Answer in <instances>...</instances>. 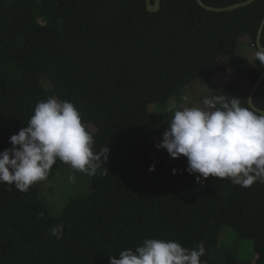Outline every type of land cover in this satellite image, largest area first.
<instances>
[{
	"label": "trees",
	"instance_id": "trees-1",
	"mask_svg": "<svg viewBox=\"0 0 264 264\" xmlns=\"http://www.w3.org/2000/svg\"><path fill=\"white\" fill-rule=\"evenodd\" d=\"M146 1L0 0V152L49 96L76 106L95 153L109 147L91 176L92 193L72 199L60 216L35 186L20 193L0 183V264H110V255L119 259L145 238L189 249L203 242L202 261L220 264L211 254L223 227L252 240L255 264H264V183L243 188L211 176L198 183L186 157L156 147L170 117L148 110L224 72L222 59L237 53L242 38L256 50L264 0L222 13L196 0H161L151 13ZM201 1L226 8L248 0ZM263 73L254 59L246 85L212 95L249 101ZM253 103L264 111V81ZM57 224L64 225L60 239L50 234ZM223 264L240 262L227 255Z\"/></svg>",
	"mask_w": 264,
	"mask_h": 264
},
{
	"label": "clouds",
	"instance_id": "clouds-1",
	"mask_svg": "<svg viewBox=\"0 0 264 264\" xmlns=\"http://www.w3.org/2000/svg\"><path fill=\"white\" fill-rule=\"evenodd\" d=\"M254 57L264 65L260 44ZM183 101L187 104L189 96H183ZM165 112L170 114L168 128L156 147L166 149L172 158L186 157L187 171L199 174L198 183L210 176L230 179L243 188L264 183V112L250 101L223 93L205 96L200 106L169 105ZM10 143L11 148L0 152V183L14 185L20 193L46 181L57 160L94 176L109 154V147L101 153L93 151V135L82 123L79 110L54 96L37 102L26 127L12 135ZM149 171H155V164ZM69 180L75 182V176ZM63 233V224L50 229L57 239ZM205 254L203 242L189 249L176 240L145 238L134 250H122L119 259L110 255L109 260L110 264H206L201 259Z\"/></svg>",
	"mask_w": 264,
	"mask_h": 264
},
{
	"label": "rangeland",
	"instance_id": "rangeland-1",
	"mask_svg": "<svg viewBox=\"0 0 264 264\" xmlns=\"http://www.w3.org/2000/svg\"><path fill=\"white\" fill-rule=\"evenodd\" d=\"M254 53L255 49L249 45V38H242L237 53L232 57L222 59V65L226 67L224 72L214 74L206 85L199 82L186 85L177 97L171 99L168 103L149 105V112L170 117V114L165 112L169 105L200 106L205 96L212 95L218 89L237 82L246 85L248 72L254 62L252 58ZM219 64L221 67V62ZM220 75L222 79H217L214 82L213 79H216L214 76L218 77ZM46 84L43 83L44 86ZM185 95L189 96L187 104L183 101ZM70 176H75V182L69 180ZM34 186L55 216H60L72 199L89 195L93 191L91 176L75 171L63 162L52 168L46 181L39 182ZM254 248L252 240L244 239L235 230L223 227L219 241L212 250L211 257L220 264L225 263L227 255H232L240 264H255L256 254Z\"/></svg>",
	"mask_w": 264,
	"mask_h": 264
},
{
	"label": "water",
	"instance_id": "water-1",
	"mask_svg": "<svg viewBox=\"0 0 264 264\" xmlns=\"http://www.w3.org/2000/svg\"><path fill=\"white\" fill-rule=\"evenodd\" d=\"M257 0H248L246 2L243 3H239L236 5H232L226 8H212L209 7L207 5H205L201 0H196V2L205 10L210 11V12H217V13H222V12H229V11H235L237 9L246 7V6H250L253 3H255ZM160 2L161 0H155L154 4L151 3V0H147L146 4H147V10L151 13H156L160 10ZM264 28V19L263 22L261 24V28L259 30L258 36H257V41L256 44H260L261 45V35H262V31ZM262 46V45H261ZM264 81V73L261 75V77L259 78V80L257 81V83L255 84V86L253 87L250 96H249V101L251 102V105L253 108H255L257 111L260 112H264L263 110H259L255 107L254 103H253V96L255 94V92L257 91V89L259 88V86L263 83Z\"/></svg>",
	"mask_w": 264,
	"mask_h": 264
},
{
	"label": "crops",
	"instance_id": "crops-1",
	"mask_svg": "<svg viewBox=\"0 0 264 264\" xmlns=\"http://www.w3.org/2000/svg\"><path fill=\"white\" fill-rule=\"evenodd\" d=\"M252 58H253V60L255 59L254 55H253V57H252ZM214 78H216V79H213V80H214V82H216V80H217V79H222L221 75H220V76H218V77L214 76ZM217 83H218V82H217Z\"/></svg>",
	"mask_w": 264,
	"mask_h": 264
}]
</instances>
